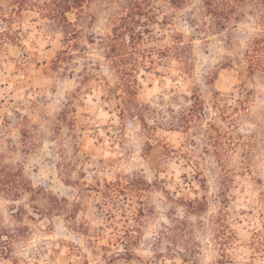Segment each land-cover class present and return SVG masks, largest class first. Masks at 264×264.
<instances>
[{
  "label": "rangeland",
  "instance_id": "374dc122",
  "mask_svg": "<svg viewBox=\"0 0 264 264\" xmlns=\"http://www.w3.org/2000/svg\"><path fill=\"white\" fill-rule=\"evenodd\" d=\"M122 1L88 0L95 21L68 41L38 8L0 0V168L24 188H0V264H264V70L245 57L261 11L220 31L202 0H160L168 24L144 47L179 34L189 47L152 52L125 106L89 43Z\"/></svg>",
  "mask_w": 264,
  "mask_h": 264
},
{
  "label": "trees",
  "instance_id": "16d2710c",
  "mask_svg": "<svg viewBox=\"0 0 264 264\" xmlns=\"http://www.w3.org/2000/svg\"><path fill=\"white\" fill-rule=\"evenodd\" d=\"M18 10L16 13L32 6L38 8L47 19L63 25V32L66 40L71 41L80 35L78 25L91 24L95 17L86 8L88 0H48L45 3L30 5L29 0H15ZM173 9H180L188 3V0H161ZM160 0H123L121 3L122 14L113 17L111 20V30L105 36L94 34L89 37L90 44H97L105 53V59L118 77L117 95L123 97V103L128 106L133 103V96L138 94V75L141 70L149 69L147 62L154 64L152 52L163 59L168 57L180 58L183 52L189 47L185 43L182 34L177 35L174 46L162 47L149 51L144 47L147 41H159L156 35V26L167 25L168 17L163 12V6L158 5ZM168 4V5H167ZM201 21L216 30L225 31L235 28L241 17L245 15V8H255L261 11L258 19L264 25V0H202ZM38 6V7H36ZM1 11V8H0ZM164 13L163 19H159V14ZM69 15L75 16V21H71ZM194 25L197 21L191 20ZM234 26V27H233ZM203 29L209 30L204 26ZM264 34L254 38L251 48L245 54L249 68L253 70H264ZM143 122V116H140ZM0 168V188L7 197L18 198L24 188H21L16 180L11 182L13 172H6ZM224 173L230 170L223 165ZM20 174H22L20 172ZM15 178V176L13 175ZM13 183L15 186H10ZM4 188V189H3ZM10 188V189H8ZM191 206V205H190ZM195 208L189 211L192 213Z\"/></svg>",
  "mask_w": 264,
  "mask_h": 264
}]
</instances>
